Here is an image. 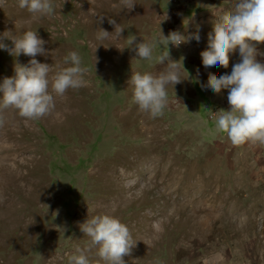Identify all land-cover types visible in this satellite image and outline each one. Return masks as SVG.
Listing matches in <instances>:
<instances>
[{"label": "rangeland", "instance_id": "1", "mask_svg": "<svg viewBox=\"0 0 264 264\" xmlns=\"http://www.w3.org/2000/svg\"><path fill=\"white\" fill-rule=\"evenodd\" d=\"M52 2L53 15L33 16L18 0H0V36L36 30L49 53L38 62L66 67L76 51L88 70L86 85L56 97L39 119L0 109V264H69L89 247L80 225L98 214L129 228L136 243L125 264H264V145H232L208 112L230 107L227 90L206 87L208 74H230L240 55L228 68H206L200 56L237 0H135L131 11L121 0ZM109 20L124 29L121 40L97 38L100 28L114 32ZM161 31L200 40L168 45L182 81L167 86L168 105L153 118L128 82L134 72H164L156 57L166 46L143 60L126 39ZM30 59L0 49V83ZM97 253L88 251L90 264H107Z\"/></svg>", "mask_w": 264, "mask_h": 264}, {"label": "clouds", "instance_id": "2", "mask_svg": "<svg viewBox=\"0 0 264 264\" xmlns=\"http://www.w3.org/2000/svg\"><path fill=\"white\" fill-rule=\"evenodd\" d=\"M121 3L129 11L136 5L135 0H121ZM18 7L27 9L33 16L54 14L52 0H18ZM102 22L103 17H100L99 23ZM109 23L114 26V32L100 28L97 38L121 40L124 29L115 20H109ZM136 39L129 35L126 42L128 48L143 60H152L154 50L159 45L166 46V50L156 57L159 63L167 65L164 72L158 75L134 72L128 82L139 109L153 118L160 117L168 105L167 86L171 84L174 88L182 81L179 63L171 60L168 45L179 46L190 39L199 42L200 36L185 37L173 31L165 37L161 31L158 38L150 41L136 43ZM4 40H11L13 47L9 48ZM45 43L36 30H26L10 39L4 34L0 36V49L12 56L15 53V57L24 54L32 58L27 66L16 64L15 75L0 83V109L14 108L23 118L39 119L55 107L56 97L86 85L84 76L88 70L81 66L82 60L76 51L64 58L66 67L54 69V65L35 59L37 55H49ZM261 44H264V0H237L232 9L216 19L208 34L207 48L200 53L204 67L228 68L230 55L239 52L240 61L231 67L230 74L209 73L206 86L217 95L227 90L229 109L208 112L215 120L216 132L227 134L232 145L237 147L264 145V62L258 59L264 57V52L257 47ZM80 229L89 237V247L77 248L76 254L69 255V264H90L87 253L92 247L98 249V256L107 264H125L123 258L131 254L136 243L127 225L112 215L98 214L88 218Z\"/></svg>", "mask_w": 264, "mask_h": 264}, {"label": "bare ground", "instance_id": "3", "mask_svg": "<svg viewBox=\"0 0 264 264\" xmlns=\"http://www.w3.org/2000/svg\"><path fill=\"white\" fill-rule=\"evenodd\" d=\"M109 1H110V0H109ZM107 4H108V3H107ZM8 22H9V21H8ZM16 33H17V32H16ZM8 113H9V112H8ZM54 117H55V116H54ZM127 174H128V173H127ZM120 176H124V175H120ZM121 178H122V177H121ZM121 178H120V179H121ZM123 178H125V177H123ZM120 179H119V180H120Z\"/></svg>", "mask_w": 264, "mask_h": 264}]
</instances>
